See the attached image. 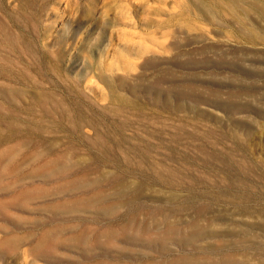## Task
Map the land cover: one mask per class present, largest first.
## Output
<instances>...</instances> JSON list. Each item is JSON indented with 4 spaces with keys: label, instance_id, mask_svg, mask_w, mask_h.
Wrapping results in <instances>:
<instances>
[{
    "label": "rangeland",
    "instance_id": "rangeland-1",
    "mask_svg": "<svg viewBox=\"0 0 264 264\" xmlns=\"http://www.w3.org/2000/svg\"><path fill=\"white\" fill-rule=\"evenodd\" d=\"M0 264H264V0H0Z\"/></svg>",
    "mask_w": 264,
    "mask_h": 264
},
{
    "label": "bare ground",
    "instance_id": "bare-ground-1",
    "mask_svg": "<svg viewBox=\"0 0 264 264\" xmlns=\"http://www.w3.org/2000/svg\"><path fill=\"white\" fill-rule=\"evenodd\" d=\"M48 240H51L49 237L47 238Z\"/></svg>",
    "mask_w": 264,
    "mask_h": 264
}]
</instances>
